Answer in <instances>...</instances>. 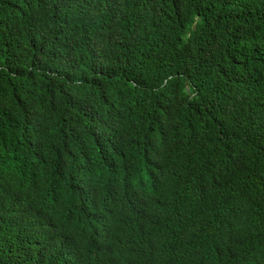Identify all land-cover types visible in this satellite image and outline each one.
Listing matches in <instances>:
<instances>
[{
  "label": "trees",
  "instance_id": "16d2710c",
  "mask_svg": "<svg viewBox=\"0 0 264 264\" xmlns=\"http://www.w3.org/2000/svg\"><path fill=\"white\" fill-rule=\"evenodd\" d=\"M0 264H264V0H0Z\"/></svg>",
  "mask_w": 264,
  "mask_h": 264
}]
</instances>
